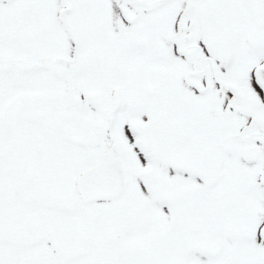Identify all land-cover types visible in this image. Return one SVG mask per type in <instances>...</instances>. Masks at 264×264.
Masks as SVG:
<instances>
[{
	"label": "snow or ice",
	"instance_id": "6c2138e0",
	"mask_svg": "<svg viewBox=\"0 0 264 264\" xmlns=\"http://www.w3.org/2000/svg\"><path fill=\"white\" fill-rule=\"evenodd\" d=\"M0 264H264V0H0Z\"/></svg>",
	"mask_w": 264,
	"mask_h": 264
}]
</instances>
